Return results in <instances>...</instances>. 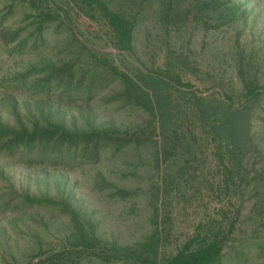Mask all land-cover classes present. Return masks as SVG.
<instances>
[{"label":"trees","instance_id":"16d2710c","mask_svg":"<svg viewBox=\"0 0 264 264\" xmlns=\"http://www.w3.org/2000/svg\"><path fill=\"white\" fill-rule=\"evenodd\" d=\"M58 1L69 5L68 0H12L11 10L22 8L29 25L9 29L0 21L3 45L11 44V53L34 50L45 44L50 28L55 34L69 31L75 37L64 18L69 12ZM74 2L86 16L103 20L112 46L131 55L138 16L144 5L154 4L155 23L163 35L157 46L164 43L166 47L160 62L122 69L82 44L86 63L70 57L30 65L15 73L11 90L39 97L55 95L66 102L100 99L142 118L128 125L71 129L50 116H15L11 123L0 117V153L28 166H75L97 164L108 154L150 145L152 175L145 185L112 183L108 193L123 201L144 197L148 228L133 243L107 240L84 213L67 202L29 195L14 202L12 192L11 212L15 214L31 208H58L69 217L68 230L56 245L44 250L40 246L25 264H222L226 257L231 264H264V172L256 171L251 161L255 150L252 119L258 116L264 121V75H259L236 41L237 49L232 47L227 54L235 75L227 82L222 78L202 83L203 88L195 86L191 77L198 75L197 61L176 46L173 35L183 33L191 41L193 31L206 35L227 29L241 16L235 0ZM205 149L219 169L214 181H196L198 157ZM162 165L166 168L161 175ZM194 205L201 208L199 215L189 228L177 229L172 212L182 215ZM244 226L252 231L244 236L242 248L235 250L238 236L246 232ZM231 248L234 251L228 253Z\"/></svg>","mask_w":264,"mask_h":264},{"label":"rangeland","instance_id":"374dc122","mask_svg":"<svg viewBox=\"0 0 264 264\" xmlns=\"http://www.w3.org/2000/svg\"><path fill=\"white\" fill-rule=\"evenodd\" d=\"M58 3L69 12L64 18L75 37L69 31L55 34V29L50 28L45 35V44L42 43L34 50L26 48L23 53H11V44L3 45L0 40V117L11 123L15 116H50L71 129H87L108 123L128 125L139 121L142 116L137 113L125 111V108L117 104L105 103L100 99L66 102L58 100L55 95L39 97L30 92L11 90L15 73L30 65H39L45 61L58 63L70 57L74 61L86 63L87 51L82 48V44L97 56L108 58L122 69L134 70L139 64L146 67L160 62L159 57L163 56L162 50L165 51L166 47L164 43L157 46L158 37L163 35L155 23L154 4L144 5V10L138 16L134 54L131 55L112 46L109 28L103 20L86 16L77 8L74 0H68L69 5ZM235 3L241 16L227 29L206 35L193 31L195 36L191 41L183 33L173 34L176 46L193 55L197 61L198 75L191 77L195 86L203 88L202 83L210 84L222 78L227 82L235 75V67L230 66L232 60L227 54L230 55V48L237 49L236 41L245 50L246 58L251 59V64L259 75H264V0H235ZM11 4L12 0H0V21L3 28L29 25V20H24L22 8L13 6L11 10ZM191 33L189 30V34ZM80 52L83 55L78 57ZM251 135L255 145L251 161L254 169L261 173L264 172V121L258 116L252 119ZM151 151L150 145L142 147V150L132 148L117 155L108 154L97 164L75 166H28L17 162L8 154L0 153V264H25L38 254L40 246L44 250L48 245H56L69 227L68 215L58 211V208H31L17 214L11 212L12 192L16 196L14 202L19 201L18 197L23 195L65 201L84 213L104 239L133 243L148 228V209L144 197L139 196L131 201L113 199L108 194L112 190L109 184L144 186L148 176L152 175ZM198 158L200 168L196 171V181L218 179L219 169L210 152L205 149ZM165 168L164 165L161 166V175L165 173ZM154 171L153 178L156 179L158 172ZM200 209L198 205H194L182 215L173 211L176 228H189ZM243 229L246 232L243 236H238L233 245L235 250L242 248L246 242L244 236H249L252 231L245 226ZM233 251L231 248L228 253ZM256 251L257 249L254 252ZM258 263L259 261H254L252 264ZM222 264L231 263L226 257Z\"/></svg>","mask_w":264,"mask_h":264}]
</instances>
